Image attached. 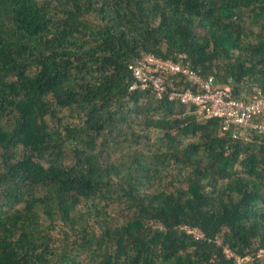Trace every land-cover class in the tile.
I'll list each match as a JSON object with an SVG mask.
<instances>
[{
  "label": "trees",
  "instance_id": "16d2710c",
  "mask_svg": "<svg viewBox=\"0 0 264 264\" xmlns=\"http://www.w3.org/2000/svg\"><path fill=\"white\" fill-rule=\"evenodd\" d=\"M145 55L264 98V0H0V264H264V136L130 92Z\"/></svg>",
  "mask_w": 264,
  "mask_h": 264
},
{
  "label": "built area",
  "instance_id": "2783aa9c",
  "mask_svg": "<svg viewBox=\"0 0 264 264\" xmlns=\"http://www.w3.org/2000/svg\"><path fill=\"white\" fill-rule=\"evenodd\" d=\"M128 70L132 77L128 87L130 92L150 89L161 97L168 92L167 87H174L173 79L181 77L188 86L185 90L175 88L168 93L170 100L194 106L204 119L220 120L221 136L229 134L233 140L244 142L251 141L255 136H264L263 97L234 98L230 89L216 85L212 76L204 77L182 62L162 60L152 55L143 56L129 65ZM180 229L195 239L202 238V233L197 229L185 225ZM224 254L226 258H232L234 264H255L252 255L243 257L228 249L224 250Z\"/></svg>",
  "mask_w": 264,
  "mask_h": 264
},
{
  "label": "rangeland",
  "instance_id": "374dc122",
  "mask_svg": "<svg viewBox=\"0 0 264 264\" xmlns=\"http://www.w3.org/2000/svg\"><path fill=\"white\" fill-rule=\"evenodd\" d=\"M111 214L113 215L114 218H116V216H118L117 215L118 211L114 210ZM260 255H261V259L264 261V251L260 253Z\"/></svg>",
  "mask_w": 264,
  "mask_h": 264
}]
</instances>
